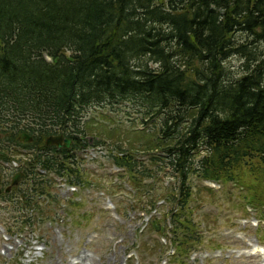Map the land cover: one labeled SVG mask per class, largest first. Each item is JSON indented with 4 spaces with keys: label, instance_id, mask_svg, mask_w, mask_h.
Returning a JSON list of instances; mask_svg holds the SVG:
<instances>
[{
    "label": "trees",
    "instance_id": "1",
    "mask_svg": "<svg viewBox=\"0 0 264 264\" xmlns=\"http://www.w3.org/2000/svg\"><path fill=\"white\" fill-rule=\"evenodd\" d=\"M123 103L140 107V123L150 127H116L101 139V124L81 123L88 109ZM23 129L34 154L25 163L28 187L12 194L40 215L35 194L48 185L36 169L82 182L71 153L89 147L91 134L93 146L125 138L111 143L112 162L133 188L135 153L167 160L178 185L150 227L170 235L171 262L186 264L198 242L192 177L237 185L244 206L264 212V0H0V147L2 140L20 145ZM58 131L72 140L70 150L44 144ZM137 172L150 176L145 167Z\"/></svg>",
    "mask_w": 264,
    "mask_h": 264
},
{
    "label": "rangeland",
    "instance_id": "2",
    "mask_svg": "<svg viewBox=\"0 0 264 264\" xmlns=\"http://www.w3.org/2000/svg\"><path fill=\"white\" fill-rule=\"evenodd\" d=\"M230 65L238 67L234 60ZM104 109L111 111L106 113L111 121L102 119L98 113L89 114L92 109L83 114L81 121L83 124L91 119L101 124L95 127L101 139H106V131H115L116 127L130 132L150 127L140 123L143 110L138 106L123 103L115 109L110 106ZM88 137L93 144L95 135ZM113 140L125 142L123 136ZM113 140L104 142L102 151L88 148L71 153L70 160L75 163L72 168L82 174L83 186H77L76 194H65L64 187H60L62 180L53 174L45 177L50 181L47 191L57 201L36 200L49 218H40L35 209L10 215L0 213V264H173L171 258L168 260L172 251L170 236L159 235L150 227V221L161 220L167 213L171 198L166 193L177 188V178L167 166V160L153 162L151 153L138 151L134 160L139 165L134 173L139 185L134 182L133 188L127 170L117 168L112 162L117 152L111 143L121 142ZM142 142L134 140V145L138 147ZM17 157L26 161L23 156ZM143 167L150 176L138 174ZM37 172L43 175L42 171ZM190 182L194 190L189 204L195 226L192 233H197L198 242L193 243L196 248L186 264H264V218H261L264 212L244 206L245 193L237 185L228 184L224 189L218 185L212 196L202 190L209 188L206 182L196 177ZM27 187L20 188L21 192ZM198 190L203 192L196 193ZM156 199H160L156 208H151ZM23 214L30 220V229H20L17 225L8 234L3 218L10 225L15 221L8 220L10 216ZM164 227L168 229L167 222Z\"/></svg>",
    "mask_w": 264,
    "mask_h": 264
},
{
    "label": "water",
    "instance_id": "3",
    "mask_svg": "<svg viewBox=\"0 0 264 264\" xmlns=\"http://www.w3.org/2000/svg\"><path fill=\"white\" fill-rule=\"evenodd\" d=\"M44 59L47 62H51V59L44 55ZM18 140L22 143L30 142L31 138L26 134H21ZM72 141L70 139L64 138L62 135L52 136L46 139L45 145L48 147H56L57 149H69L71 147ZM22 178V174L18 173L13 177L11 186L18 184L19 180ZM9 190V189H8Z\"/></svg>",
    "mask_w": 264,
    "mask_h": 264
},
{
    "label": "bare ground",
    "instance_id": "4",
    "mask_svg": "<svg viewBox=\"0 0 264 264\" xmlns=\"http://www.w3.org/2000/svg\"><path fill=\"white\" fill-rule=\"evenodd\" d=\"M83 263V262H82Z\"/></svg>",
    "mask_w": 264,
    "mask_h": 264
}]
</instances>
